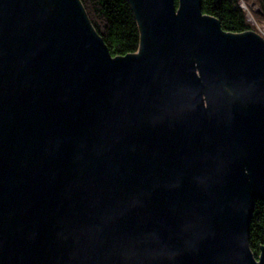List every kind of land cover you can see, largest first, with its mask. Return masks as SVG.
<instances>
[{"label":"water","instance_id":"obj_1","mask_svg":"<svg viewBox=\"0 0 264 264\" xmlns=\"http://www.w3.org/2000/svg\"><path fill=\"white\" fill-rule=\"evenodd\" d=\"M128 1L113 57L81 0H0V264H264V38Z\"/></svg>","mask_w":264,"mask_h":264},{"label":"trees","instance_id":"obj_2","mask_svg":"<svg viewBox=\"0 0 264 264\" xmlns=\"http://www.w3.org/2000/svg\"><path fill=\"white\" fill-rule=\"evenodd\" d=\"M92 26L113 57L136 54L141 48V31L128 0H81ZM178 5V0H176ZM252 3L258 11L252 17L264 21V0H202L203 12L217 18L222 28L234 34L255 31L244 7ZM249 246L256 259L264 247V202L255 203L250 221Z\"/></svg>","mask_w":264,"mask_h":264},{"label":"rangeland","instance_id":"obj_3","mask_svg":"<svg viewBox=\"0 0 264 264\" xmlns=\"http://www.w3.org/2000/svg\"><path fill=\"white\" fill-rule=\"evenodd\" d=\"M245 9L250 17V22L253 24L255 27V32H257L261 37L264 38V21L257 22L253 17H252V12L255 13L258 11L257 5L252 3L249 7L245 6Z\"/></svg>","mask_w":264,"mask_h":264}]
</instances>
